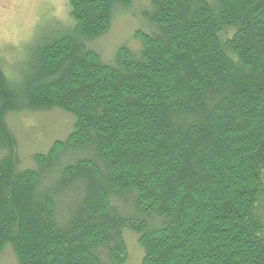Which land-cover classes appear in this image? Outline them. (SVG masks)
Returning <instances> with one entry per match:
<instances>
[{
    "label": "trees",
    "instance_id": "obj_1",
    "mask_svg": "<svg viewBox=\"0 0 264 264\" xmlns=\"http://www.w3.org/2000/svg\"><path fill=\"white\" fill-rule=\"evenodd\" d=\"M67 2L19 78L0 59L1 254L125 264L131 231L139 264H264V0H148L110 59L132 1ZM51 110L71 128L23 167L8 116Z\"/></svg>",
    "mask_w": 264,
    "mask_h": 264
},
{
    "label": "rangeland",
    "instance_id": "obj_2",
    "mask_svg": "<svg viewBox=\"0 0 264 264\" xmlns=\"http://www.w3.org/2000/svg\"><path fill=\"white\" fill-rule=\"evenodd\" d=\"M129 8L117 7L109 31L89 45L110 59L117 46H135V33L145 28L139 12L148 0H131ZM67 0H0V59L8 78H18L28 68V45L37 37H50L72 26ZM16 70V71H15ZM11 78V79H12ZM72 116L60 110L24 112L8 116V123L18 138L22 166L30 164L29 155L45 152L55 139H62L72 124ZM20 146V148H19ZM128 258L125 264H139L142 250L136 235L126 231ZM0 264H15L6 245Z\"/></svg>",
    "mask_w": 264,
    "mask_h": 264
}]
</instances>
